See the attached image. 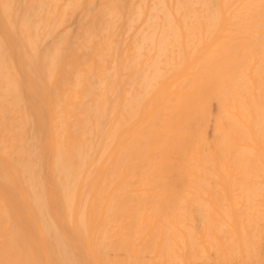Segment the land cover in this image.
<instances>
[{
  "label": "bare ground",
  "instance_id": "obj_1",
  "mask_svg": "<svg viewBox=\"0 0 264 264\" xmlns=\"http://www.w3.org/2000/svg\"><path fill=\"white\" fill-rule=\"evenodd\" d=\"M0 264H264V0H0Z\"/></svg>",
  "mask_w": 264,
  "mask_h": 264
}]
</instances>
